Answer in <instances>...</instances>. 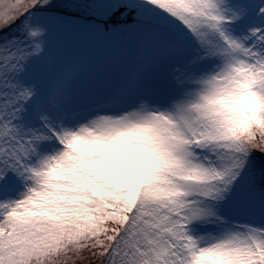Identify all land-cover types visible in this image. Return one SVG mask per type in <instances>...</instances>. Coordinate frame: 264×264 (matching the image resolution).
I'll list each match as a JSON object with an SVG mask.
<instances>
[{
	"label": "snow or ice",
	"instance_id": "6c2138e0",
	"mask_svg": "<svg viewBox=\"0 0 264 264\" xmlns=\"http://www.w3.org/2000/svg\"><path fill=\"white\" fill-rule=\"evenodd\" d=\"M0 264H264V0H0Z\"/></svg>",
	"mask_w": 264,
	"mask_h": 264
}]
</instances>
